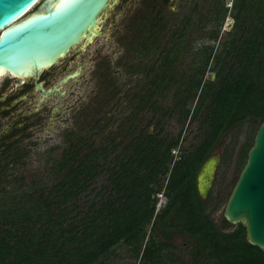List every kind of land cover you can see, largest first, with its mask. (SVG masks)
I'll return each mask as SVG.
<instances>
[{
  "label": "trees",
  "instance_id": "trees-1",
  "mask_svg": "<svg viewBox=\"0 0 264 264\" xmlns=\"http://www.w3.org/2000/svg\"><path fill=\"white\" fill-rule=\"evenodd\" d=\"M223 7L226 14L228 8ZM235 8L225 56L216 58L214 47L206 46L189 94L181 87L174 96L182 99L177 103L186 117L189 102L195 104L194 118L203 115L205 135L199 145L175 160L172 151L180 135L134 136L103 170L108 176L100 199L85 207L78 204L79 196L99 174L101 152L107 160L110 152L105 147L83 155L78 142L71 145L58 170L54 168L63 174L51 186L35 181L38 189L31 186L23 194L0 197V264H113L121 246L141 256L139 264H167L168 259L176 262L173 253L165 251L176 235L193 240L194 254H203L206 264H264V250L249 242L243 223L232 224L229 231L218 227L208 210L210 200L202 198L197 183L202 165L230 130L247 122L258 130L264 122V0H236ZM218 22L219 28L210 33L215 40L223 19ZM180 31L175 28L176 40L160 51L163 62L155 67L152 86L146 87L139 104L158 111L162 107L154 97L169 92L174 79L170 69L183 47ZM213 58L217 79L205 80ZM254 140L247 138L239 151L242 168ZM4 170L1 166L0 180ZM162 189L167 203L157 212L156 195Z\"/></svg>",
  "mask_w": 264,
  "mask_h": 264
},
{
  "label": "rangeland",
  "instance_id": "rangeland-1",
  "mask_svg": "<svg viewBox=\"0 0 264 264\" xmlns=\"http://www.w3.org/2000/svg\"><path fill=\"white\" fill-rule=\"evenodd\" d=\"M224 4L228 8L226 14ZM235 6L236 0L111 1L107 13L101 15L100 33L92 35L91 41L85 44L84 41L77 44L54 66L57 71L54 83L64 93L42 96L36 91L34 94L35 98H41H34L39 106V119L48 123L45 126L41 123L37 131L39 146L29 153L27 162L23 158L15 159V163L3 167L0 197L23 194L31 186L38 189V185L33 184L35 181L51 186L63 174L59 175L57 164L77 142L83 155L91 149L105 147L110 152L108 160L101 152L99 174L79 196L78 204L83 207L100 199L108 176V171L103 170L134 136L142 132L158 138L180 135V142L172 151L175 160L194 150L205 135L203 115L194 118L195 104L189 102L191 113L186 117L177 103L182 99L174 96L181 87L189 94L190 83L197 79L196 71L202 67L206 46L214 47L216 58L225 56L223 47L228 32L233 30ZM218 18L223 22L215 40L210 38V33L219 28ZM175 28L181 29L183 47H177L180 56L170 69L174 79L169 84V92L154 97L162 105L158 111L139 102L142 93L152 86L155 67H161L160 51L164 53V47L177 38L172 34ZM156 44L160 48L156 49ZM75 54L77 58L70 62ZM216 58L210 61L205 80L217 79ZM70 74L72 78L67 77ZM63 78L67 81L62 82ZM256 132L253 123L247 122L230 130L220 142L222 157L207 198L209 213L223 231L234 228L226 220L224 210L243 169L238 165V154L244 141L250 137L254 140ZM80 138L83 139L79 141ZM156 196L158 212L167 203L165 190ZM152 227L153 224L149 225V232ZM192 241L186 236H174L165 251L173 253L176 262L168 259L167 264H206L203 254H194ZM117 254L113 264L140 263L141 256L137 258L126 246H121Z\"/></svg>",
  "mask_w": 264,
  "mask_h": 264
},
{
  "label": "water",
  "instance_id": "water-1",
  "mask_svg": "<svg viewBox=\"0 0 264 264\" xmlns=\"http://www.w3.org/2000/svg\"><path fill=\"white\" fill-rule=\"evenodd\" d=\"M0 0V69L27 76L58 64L72 48L99 34L101 15L113 0ZM222 153L220 143L198 172L206 199ZM231 224L243 223L250 243L264 250V122L224 210Z\"/></svg>",
  "mask_w": 264,
  "mask_h": 264
},
{
  "label": "flooded vegetation",
  "instance_id": "flooded-vegetation-1",
  "mask_svg": "<svg viewBox=\"0 0 264 264\" xmlns=\"http://www.w3.org/2000/svg\"><path fill=\"white\" fill-rule=\"evenodd\" d=\"M86 42L87 39L83 43ZM77 55L75 54L70 62L74 61ZM55 65L36 75L10 74L11 76H6L0 81V166L12 165L16 162L15 159L18 161L21 158L27 162L29 153L38 148L37 131L44 121L39 119V106L36 103V100L41 98H35L34 94L36 91L42 96L64 93L54 83L57 76ZM67 77L72 78L73 75ZM66 81L63 78L62 82ZM47 123L45 121L42 124L45 126Z\"/></svg>",
  "mask_w": 264,
  "mask_h": 264
},
{
  "label": "bare ground",
  "instance_id": "bare-ground-1",
  "mask_svg": "<svg viewBox=\"0 0 264 264\" xmlns=\"http://www.w3.org/2000/svg\"><path fill=\"white\" fill-rule=\"evenodd\" d=\"M41 0H38L34 5H32V7H30L29 11H31ZM93 37V36H92ZM10 74H13V73H5L3 72V69H0V81L2 80V77L4 76H11ZM15 74H13L14 76Z\"/></svg>",
  "mask_w": 264,
  "mask_h": 264
}]
</instances>
